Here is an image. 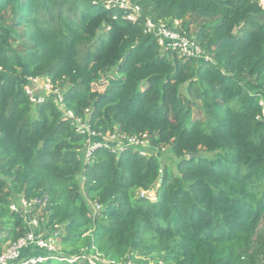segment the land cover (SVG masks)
I'll return each mask as SVG.
<instances>
[{"label": "trees", "instance_id": "1", "mask_svg": "<svg viewBox=\"0 0 264 264\" xmlns=\"http://www.w3.org/2000/svg\"><path fill=\"white\" fill-rule=\"evenodd\" d=\"M104 1L0 0V253L31 232L11 205L39 200L36 233L49 230L59 250L36 264H89L95 254L110 264H264V7ZM187 17L200 21L195 35L180 31ZM147 19L194 38L207 58L163 50ZM35 77L59 87L63 109L91 131L169 147L176 173L164 166L160 176L157 155L132 147H99L83 162L87 137L50 96L25 94Z\"/></svg>", "mask_w": 264, "mask_h": 264}, {"label": "built area", "instance_id": "2", "mask_svg": "<svg viewBox=\"0 0 264 264\" xmlns=\"http://www.w3.org/2000/svg\"><path fill=\"white\" fill-rule=\"evenodd\" d=\"M103 5L107 9L115 6L121 9L130 8L128 0H105ZM132 9L135 14L140 13V9L138 7H134ZM134 16H130V20H133ZM178 25L179 22L174 21V26ZM145 32L154 36L158 45L163 50L176 52L179 58L206 59L204 52L200 50L194 38L190 39L177 32L171 31L167 25L162 22L155 23L152 20L147 19ZM24 92L33 103H37L44 97L50 96L56 103L57 107L62 110L64 116L73 121L76 131L87 137L82 149L84 150L82 160L85 163L89 162L93 151L99 147L110 149L115 153H118L125 148L132 147L143 156L157 155L155 152L157 147H153L149 144L146 134L140 136H127L119 133L116 129L112 133H105L104 135L91 131L86 122H83L79 118H75L71 112L63 109V98L59 87L52 85L50 80L46 77L27 79V83L24 86ZM260 105L262 106L261 117H264V105L262 102H260ZM81 151H79V154ZM79 157L81 156L79 155ZM138 194L140 197H146L149 200L155 199V192L153 190H140ZM20 203L21 208H17L13 204L10 208L12 211H20L22 213L25 221L31 228V232H29V234L25 237L17 240V242L6 247L3 252L0 253V264H36L45 260L47 255L55 252L50 244L51 242H49V239L45 240L43 235L36 233V230L39 228V222H42V218H39V213L45 208V202H41L39 200H20ZM99 210L100 206L95 204L94 214H96ZM31 213H35L36 215L31 217ZM31 252H33V254ZM37 252H45V254L37 255ZM88 261L89 264H110V262L101 259L98 254L89 257Z\"/></svg>", "mask_w": 264, "mask_h": 264}, {"label": "rangeland", "instance_id": "3", "mask_svg": "<svg viewBox=\"0 0 264 264\" xmlns=\"http://www.w3.org/2000/svg\"><path fill=\"white\" fill-rule=\"evenodd\" d=\"M260 5H262L264 7V0H258ZM199 23L200 21L194 19L193 17H187L185 22L184 23H180V31L181 32H184V30H187L185 32V34L188 36H192V35H195V33L198 31V27H199ZM206 58L207 56L204 55ZM201 58H197V60L199 61ZM66 87V85H62L61 86V89H64ZM92 89L93 90H97L98 92H103L104 91V86H99L98 84H93L92 86ZM182 92H184V87L182 88L181 90ZM198 115L196 113V111L193 112V118H197ZM156 154H157V157L159 158L161 164L163 166H166L168 169L172 170L173 172L176 173V163H177V160L176 158L171 154L170 152V149L169 147H157V150L155 151ZM200 155V154H199ZM207 156H212V154H206ZM80 156H84V150L81 151L80 153ZM78 181L79 183L83 184V178L82 176L79 177L78 176ZM94 205L95 204H90L88 202V206H89V209L90 211H94ZM52 231V230H51ZM55 232V231H53ZM58 232H60V228H58ZM40 233L44 236L46 233H49V230L47 229H41L40 230ZM49 242H51V246L53 247V249L55 251L59 250V247H58V239H53L51 238V240L49 239ZM33 254V252H31ZM37 255L40 254V255H44L45 252H37L36 253Z\"/></svg>", "mask_w": 264, "mask_h": 264}, {"label": "water", "instance_id": "4", "mask_svg": "<svg viewBox=\"0 0 264 264\" xmlns=\"http://www.w3.org/2000/svg\"><path fill=\"white\" fill-rule=\"evenodd\" d=\"M197 156H200V155L199 154H194V153H190L189 154V158H194V157H197ZM163 168H164V166L161 164V166H160V169H161L160 176H162V169ZM158 183L161 184L162 183V179H159Z\"/></svg>", "mask_w": 264, "mask_h": 264}]
</instances>
